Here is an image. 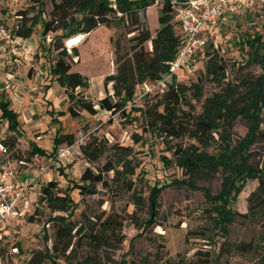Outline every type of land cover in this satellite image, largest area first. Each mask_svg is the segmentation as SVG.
<instances>
[{"label": "rangeland", "instance_id": "1", "mask_svg": "<svg viewBox=\"0 0 264 264\" xmlns=\"http://www.w3.org/2000/svg\"><path fill=\"white\" fill-rule=\"evenodd\" d=\"M33 7L31 17L41 12V20L45 19L43 10L50 13L52 9L50 0H0V23L11 30L20 21L17 13ZM157 8L149 9L146 22L153 38L160 26ZM133 35L126 34L123 26H100L90 35L82 34L85 36L82 43L66 49L71 71L78 72L88 86L78 89L77 93L94 103L105 96L104 80L116 69L112 42L121 41L128 49ZM203 35L207 39L206 48L194 57L188 68L176 75L177 83L189 88L186 101L196 114H200L216 94L224 96L231 87L244 94L245 82L252 83L264 75V3L259 1L252 9L223 20L216 27L206 28ZM69 38H63L64 48ZM255 38H262L263 43L248 44ZM55 42L51 33L43 40L39 24L30 40L19 41L16 52L22 54L14 55L15 49L8 48L7 57L0 59V102L3 87L11 86L4 92L12 102L11 108L19 114L20 122L16 131L18 143L14 148L9 147L10 160L17 164L22 183L29 185L40 174L37 182L29 186L19 208L20 217L9 223L0 237V254L5 264H28L38 254H41L40 264H52L43 257L46 249L51 251L56 242L59 264H258L259 250L246 252L236 250L233 245L264 244V178L236 180L226 204V210L235 214L236 219L229 226V233L224 235L215 226L217 213L203 190L207 189L212 196L219 195L230 172L220 169L210 178L200 175L190 178L176 164L173 151L175 146L195 145L200 152L223 157L227 147L240 144L251 122L238 117L229 132L230 143L220 134H214L208 146L189 137L167 138L150 127L144 115L164 93L157 86L145 94V84L137 86L134 100L126 107L127 118L99 109L96 115L80 111L81 117L74 119L68 111L70 100L64 87L50 74L51 65L60 52L53 48ZM145 49L152 50L151 42ZM74 50L78 54L73 53ZM214 50L225 60L227 68L218 79L208 74L206 68L210 58L207 53L212 54ZM164 79L168 85L172 80L165 75L154 82ZM109 88L113 93L111 85ZM183 108L190 110L189 106ZM262 120L264 131V114ZM1 124L0 135L8 140L12 132L7 122ZM60 132L74 134L76 140L80 133L86 136L65 159L58 158L57 154L53 158L48 156ZM94 141L106 149L97 162H90L81 148ZM34 147L47 154L32 156ZM66 147L70 146L62 145L59 150ZM246 154L251 167L263 169L264 136L249 146ZM239 163L240 158H234V164ZM108 164L115 170L105 175L107 186L99 184L93 195H81L79 190H74L75 183L82 184L80 178L87 168L98 172ZM52 180L61 189L68 190L74 199L67 213L52 212L39 201L42 186ZM187 182H192L196 189L184 184ZM168 184L172 186L159 195L157 211L151 212V190ZM255 192L254 200L258 197L255 206L262 209L253 215L249 214V206ZM57 216H64L70 228H75L72 246L65 254L63 248L69 238L58 235L63 225L55 220ZM96 232L100 235L91 237ZM45 234L49 237L48 243Z\"/></svg>", "mask_w": 264, "mask_h": 264}, {"label": "trees", "instance_id": "2", "mask_svg": "<svg viewBox=\"0 0 264 264\" xmlns=\"http://www.w3.org/2000/svg\"><path fill=\"white\" fill-rule=\"evenodd\" d=\"M52 9L50 13L43 10L45 19L41 20L42 13L31 17V11L22 10L17 13L18 24L11 29L12 35L16 38L30 39L34 34L36 26H42V38L44 40L50 33L56 38L53 45L55 50L60 51L58 59L53 62L50 74L62 87L70 100L68 111L74 119L81 117L80 111H85L90 115H96L99 109L105 110L112 116L119 114L127 118V105L132 102L136 95V88L146 82H154L162 76L170 73V63L173 62L178 54L181 41V31L175 18L174 7L183 5L186 0H50ZM156 6L159 10V28L156 36L152 37L151 31L146 27L148 11ZM42 21V23H41ZM123 26L126 34H134L129 41V48L126 49L121 41H113L115 55V73L107 76L104 80L105 96L94 103L87 100L78 89L88 88L85 80L78 72H72V64L68 61L69 55L67 48L62 45L63 38L74 35L90 34L100 26ZM179 27V28H178ZM62 32V34H58ZM55 35V36H54ZM262 38H255L252 45L256 42L263 43ZM151 42L152 50L147 51L145 45ZM51 49V44H50ZM73 53L78 54L76 50ZM214 54V55H213ZM207 62V73L213 78H219L226 72L225 60L214 50ZM72 56V55H71ZM264 67V63L262 64ZM259 81V82H257ZM112 86L110 92L109 86ZM247 88L244 94H240L232 87L224 93L216 94L212 100L207 101L206 107L200 114L194 113L192 106L186 101L189 88L184 84L177 83L176 76L168 85V89L155 104L146 109L144 115L149 121L150 127L162 132L167 138L181 140L189 137L203 146L210 145L214 140V134H220L223 139L229 141V132L233 129L238 117H242L251 122V127L247 135L239 145L227 147V152L223 157H216L204 152H200L197 146L192 145L186 148L175 146L174 158L176 164L190 178L200 176L212 177L220 169L230 172L225 178L222 192L217 196H212L207 189H204L206 200L214 206L216 218L215 226L228 234V228L235 222L236 215L226 210V204L232 195V188L237 179L264 178V168L251 167L247 161L248 147L253 145L264 136L261 129L262 115L264 114V75L252 83H244ZM253 88V89H252ZM237 95H241L236 98ZM0 102V124L8 123L9 131H18L20 127L19 114L11 108L12 102L7 97L6 92L1 94ZM244 103L242 105L241 103ZM242 105V106H241ZM183 106H189L190 110H184ZM54 113V112H53ZM110 118L109 122H112ZM6 145L14 148L18 143L17 136L11 134L8 140L3 139ZM74 134L58 133L55 137L53 152L49 157H55L62 145L72 146L75 144ZM105 147L96 141L81 148L83 154L90 162H97L104 155ZM46 155L47 152L34 147L31 151L32 156ZM234 158H240L238 165L234 164ZM248 160H247V159ZM63 171L64 168H59ZM112 164H108L104 170L95 172L87 168L82 174L80 181L74 190H79L81 195H93L97 193V186H107L105 175L114 171ZM120 174V172H117ZM180 184V182H176ZM192 189H196L192 182L184 183ZM172 184L162 187L155 186L150 193V206L157 211L158 197L163 190ZM256 192L250 197L249 214L256 215L261 207L255 206L254 197ZM41 203H45L52 212L67 213L74 205V199L68 190L60 188L59 184L52 180L41 188ZM39 212V210H36ZM248 216V215H247ZM246 216V217H247ZM55 220L63 225L59 228V236L63 239L69 238L63 248L65 254L72 246L73 231L75 228L66 223L64 216H57ZM61 231V232H60ZM63 231V234H62ZM98 236L91 234L92 236ZM48 243L49 237L45 234ZM264 243V240H263ZM264 244L241 243L234 244L236 250L258 251V264H264ZM57 242L53 248L46 249L43 258L52 261V264H59ZM41 255V254H40ZM38 254L28 264H40Z\"/></svg>", "mask_w": 264, "mask_h": 264}, {"label": "built area", "instance_id": "3", "mask_svg": "<svg viewBox=\"0 0 264 264\" xmlns=\"http://www.w3.org/2000/svg\"><path fill=\"white\" fill-rule=\"evenodd\" d=\"M259 1L264 3V0H186L183 5L175 6L174 15L180 27L181 41L177 57L170 63V73L167 76L173 79V76L183 72L194 57L206 48L207 39L203 35L206 28L216 27L219 22L252 9ZM83 37L78 35L69 38L66 48H74ZM19 44L11 30L0 23V53H6L8 48L16 49ZM166 81L145 83V94L152 92L157 86L164 93L168 86ZM1 131L0 124V133ZM85 137V134L80 133L74 145L58 150V158L65 159L75 146L84 142ZM10 155V148L0 135V237L7 231L8 224L20 217L19 208L25 201L30 186L19 180L17 164L10 160ZM39 177L40 174H37L31 184L37 182ZM0 264H5L1 254Z\"/></svg>", "mask_w": 264, "mask_h": 264}, {"label": "crops", "instance_id": "4", "mask_svg": "<svg viewBox=\"0 0 264 264\" xmlns=\"http://www.w3.org/2000/svg\"><path fill=\"white\" fill-rule=\"evenodd\" d=\"M90 34H91V33H90ZM90 34H88V35H90ZM89 38H91V36H90ZM16 39H17L18 41H22V42L25 41V42H27V41L30 40L31 38H30V39H22V38H17V37H16ZM44 40L46 41V37L44 38ZM51 43H52V42H51ZM51 43H50V44H51ZM26 45H27V44H26ZM30 47H32V45H30ZM23 50H25V48H23ZM22 53H23V52H20V53L18 54V52H16V49L13 51V54H14V55H17V54L20 55V54H22ZM6 57H7L6 53H0V59L6 58ZM9 87H11V86H8V87H7V86H4V87H3V89H4L3 92L6 91V90L8 91V90L10 89ZM109 90H110V88H109ZM101 99H102V98H101ZM99 100H100V99H99ZM107 113H108V112H107ZM24 114L26 115L25 112H24ZM1 126H2V124H1ZM9 132H11V131H9ZM11 134H15V135H16L15 132H12ZM2 138H3V136H2ZM3 139H5V138H3ZM35 157H36V156H35ZM33 179H34V178H33ZM31 182H32V180H31ZM31 182H30L29 185H31Z\"/></svg>", "mask_w": 264, "mask_h": 264}, {"label": "bare ground", "instance_id": "5", "mask_svg": "<svg viewBox=\"0 0 264 264\" xmlns=\"http://www.w3.org/2000/svg\"><path fill=\"white\" fill-rule=\"evenodd\" d=\"M75 38H77V37H75ZM84 38H85V36L81 39V42L76 43V46L79 45L80 43H82Z\"/></svg>", "mask_w": 264, "mask_h": 264}]
</instances>
